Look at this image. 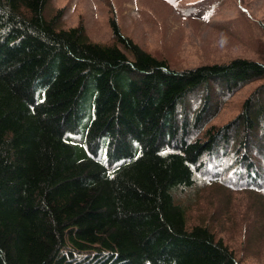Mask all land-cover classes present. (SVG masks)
<instances>
[{
	"label": "trees",
	"instance_id": "1",
	"mask_svg": "<svg viewBox=\"0 0 264 264\" xmlns=\"http://www.w3.org/2000/svg\"><path fill=\"white\" fill-rule=\"evenodd\" d=\"M48 2L0 0V264H242L181 198L226 174L263 187L264 61L172 68L115 18L114 43L93 42ZM223 146L235 169L210 170Z\"/></svg>",
	"mask_w": 264,
	"mask_h": 264
},
{
	"label": "rangeland",
	"instance_id": "2",
	"mask_svg": "<svg viewBox=\"0 0 264 264\" xmlns=\"http://www.w3.org/2000/svg\"><path fill=\"white\" fill-rule=\"evenodd\" d=\"M58 14L60 27L82 23L90 40L106 44L114 43L109 20L115 18L124 36L176 69L239 57L264 61V0H49L45 17ZM261 82L225 99L212 124L233 120ZM235 150L224 147L208 155L210 170L234 163L233 171ZM225 178L198 181L185 193L188 224L208 226L242 264H264V182L259 189L234 188L228 174Z\"/></svg>",
	"mask_w": 264,
	"mask_h": 264
}]
</instances>
